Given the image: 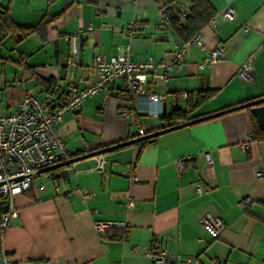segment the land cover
Instances as JSON below:
<instances>
[{
  "label": "crops",
  "instance_id": "obj_1",
  "mask_svg": "<svg viewBox=\"0 0 264 264\" xmlns=\"http://www.w3.org/2000/svg\"><path fill=\"white\" fill-rule=\"evenodd\" d=\"M190 9L192 0H183ZM215 17L202 28L209 49L224 48L220 61L199 68L207 51L191 47L181 69L172 68L141 95L118 96L121 80L87 98L75 113H65L58 133L76 156L88 143L102 149L165 128V114L179 107L187 119L177 124L264 96V0H208ZM12 19L30 27L46 22L26 36L16 34L0 44V113L15 112L27 90L51 107L70 93L71 35L80 48L74 70L77 88L93 78L88 66L97 54L108 58L116 46L130 44L132 58L169 60L182 38L172 25L159 23L156 0H0ZM232 5L235 20L220 12ZM133 22V23H132ZM255 54V80L238 75ZM162 72V68H158ZM151 83V82H150ZM214 91L205 97L207 91ZM165 95L149 99V92ZM185 94V95H183ZM126 108L132 114L120 113ZM135 118L133 121L132 118ZM175 125V124H174ZM247 108L180 127L145 146L138 142L103 155L104 172L95 169L96 156L40 172L31 189L17 194L18 216L12 217L4 247L15 264H158L145 250L165 252L184 264H264V139L253 137ZM142 141V140H141ZM207 153L215 161L209 168ZM185 159L180 173L177 161ZM134 171L132 182L124 173ZM202 184V192L197 191ZM94 193L84 202L75 185ZM128 198L135 202L128 207ZM252 203L241 206L240 200ZM6 201V200H5ZM7 202V201H6ZM212 213L225 227L219 237L204 230L200 217ZM98 220L129 223L108 228L102 238ZM127 230V231H126Z\"/></svg>",
  "mask_w": 264,
  "mask_h": 264
},
{
  "label": "built area",
  "instance_id": "obj_2",
  "mask_svg": "<svg viewBox=\"0 0 264 264\" xmlns=\"http://www.w3.org/2000/svg\"><path fill=\"white\" fill-rule=\"evenodd\" d=\"M167 9L166 6H159L160 25H167L169 22L165 16ZM172 12L179 20L184 21L190 9L182 0L176 7H172ZM220 16L225 20H235L237 12L232 5H228L220 12ZM69 38L71 40L70 56L65 60L64 65L70 68L71 85L66 100L58 106L51 107L48 101L42 99L33 90H27L21 97L15 112L0 113V264H15L12 255L4 247V236L9 222L12 217L18 216L14 197L31 189L36 176L43 168L74 157V152L69 149L64 138L58 133V125L65 113L78 112L87 98L99 91H106L109 94V84L117 80H121L117 91L118 96L145 94L147 88H150L156 80L166 79L172 68L181 69L184 65L185 54L193 46H197L203 52H208L207 57L199 64L200 69L220 61L224 54L222 46L208 48L202 30L188 40L176 42L175 51L167 61H155L149 57L136 62L132 58L131 45L120 44L116 46L117 53L110 58L104 54H97L94 57L93 62L88 66V71L94 74V78L83 89H78L73 72L79 66L81 52L76 43V35H71ZM255 57V54H251L238 69V75L247 82L255 80ZM158 68H162L163 71L158 72ZM165 98V95L154 91L149 92L151 101L158 102ZM120 113L132 114L126 108H120ZM132 119L135 120L134 117ZM145 134L144 129L139 130L140 136ZM83 149L84 153L92 151L88 143ZM95 158L97 160L95 169L104 172L107 161L105 156L100 154ZM207 163L210 169L214 167L215 161L210 153H207ZM177 167L181 173L185 168V159L180 158L177 161ZM124 174L132 182L138 180L134 168ZM257 177L264 179V173L258 172ZM196 189L202 192V184L199 183ZM74 190L84 202L94 195L92 190L79 184L74 186ZM3 200L8 202L4 210L1 208ZM251 203V198L240 200V205L244 207ZM127 206L134 207V200L128 198ZM200 222L204 230L214 238L219 237L225 227L223 220L212 213L201 216ZM129 225L125 222L105 220H98L94 223L96 232L102 238L106 235L108 228L121 226L128 229ZM145 253L158 264L177 263L165 252H155L153 248L145 250ZM184 264H194V262L189 259Z\"/></svg>",
  "mask_w": 264,
  "mask_h": 264
},
{
  "label": "trees",
  "instance_id": "obj_3",
  "mask_svg": "<svg viewBox=\"0 0 264 264\" xmlns=\"http://www.w3.org/2000/svg\"><path fill=\"white\" fill-rule=\"evenodd\" d=\"M95 1V0H88ZM159 6L168 7L165 16L167 17L168 26L172 25L176 33L182 40H188L198 31L211 22L215 17L216 12L209 3L208 0H192V5L190 7V13L184 21L178 19L172 12V7H176L182 0H156ZM46 22L43 19L40 23L35 26L25 27L17 24L10 15V10L8 6H3L0 3V44L6 41L8 38L15 36L16 34L26 36L30 32L36 31L41 28V26ZM166 25V26H167ZM214 94V91H207L205 97H210ZM247 110L250 113L253 126V137L255 139H264V129L259 124L257 118L252 114L251 108L248 107ZM164 118L168 121L166 126H171L177 124L178 119H187L186 112L179 107L173 109L171 113L165 114ZM155 141V138H149L140 141L139 143L145 146L147 143ZM93 150H98L94 148ZM77 153H74V156ZM65 166V165H64ZM61 166V167H64ZM59 167V168H61ZM58 169V168H56ZM56 169L51 170L49 173L52 177H56ZM7 203L5 200L1 202V208L4 210L7 208Z\"/></svg>",
  "mask_w": 264,
  "mask_h": 264
},
{
  "label": "water",
  "instance_id": "obj_4",
  "mask_svg": "<svg viewBox=\"0 0 264 264\" xmlns=\"http://www.w3.org/2000/svg\"><path fill=\"white\" fill-rule=\"evenodd\" d=\"M248 107L251 108L252 114L257 118L259 124L264 129V96H262V97H259V98H256V99L241 103V104H237L235 106H231L229 108L220 110L218 112H214V113L207 114V115H204V116H201V117H197V118H194V119H191V120H187V121L181 122L179 124L167 126L165 128H162V129L147 133L145 135L138 136L136 138H132V139H129V140H126V141H123V142H119V143L113 144L111 146H107V147L99 149V150H94V151L88 152L86 154H83V155H80V156H76V157H73L71 159H68V160H65V161H62V162H58L56 164H53V165H50V166H47V167L43 168L40 172H47V171L56 169V168L64 166V165L72 164V163L76 162L77 160H79L81 158H86V157H90V156H97V155H100V154H104L105 152H108V151H111V150H114V149H117V148H120V147H123V146H126V145H130L132 143H135V142H138V141H141V140L154 138V137H156V136H158L160 134H163L165 132H168V131H171V130H174V129H177V128H180V127H184V126H187V125H190V124H194V123H197V122H200V121H203V120L211 119V118H214V117H217V116L229 113V112H233V111L240 110V109H243V108H248Z\"/></svg>",
  "mask_w": 264,
  "mask_h": 264
}]
</instances>
